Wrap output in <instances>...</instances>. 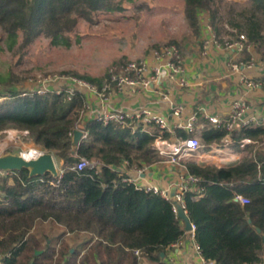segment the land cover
Masks as SVG:
<instances>
[{"label": "trees", "instance_id": "trees-1", "mask_svg": "<svg viewBox=\"0 0 264 264\" xmlns=\"http://www.w3.org/2000/svg\"><path fill=\"white\" fill-rule=\"evenodd\" d=\"M115 10H120L115 0H0V29L11 43L21 38L28 45L45 36L54 44H70L67 34L81 19L93 22L94 13ZM202 11L209 13L218 37L244 33L250 44L264 47V0H185L192 35L171 39L170 45L182 50L200 36ZM80 77L101 88L109 73ZM86 105L87 96L80 91H22L0 78V132L28 130L36 145L65 162L57 177H31L26 168L0 172L3 264H139L136 249L160 262L162 253L185 234L170 201L124 181L116 169L126 161L132 169L158 160L153 143L159 126L95 118L85 125L74 154L73 132ZM176 134L197 135L205 150L213 143L225 147L223 140L230 136L226 146L242 152L232 164H189L201 180L186 192V208L204 258L216 264H264V123L232 131L210 124L197 132L177 129ZM162 136L171 138L167 131ZM243 139L250 142L241 149ZM82 159L100 167L80 168ZM237 194L250 202L241 204Z\"/></svg>", "mask_w": 264, "mask_h": 264}, {"label": "crops", "instance_id": "crops-1", "mask_svg": "<svg viewBox=\"0 0 264 264\" xmlns=\"http://www.w3.org/2000/svg\"><path fill=\"white\" fill-rule=\"evenodd\" d=\"M235 1L243 3L248 0ZM209 24V13L202 11L200 14V36L188 42L181 50L184 74L187 79L186 85L181 86L176 80L164 77L160 82H154L148 88L127 87L122 90L116 88L105 98L85 90L88 108L84 111L81 124H87L104 110H123L133 114L139 109L149 108L169 118L171 138L167 140L174 142L177 139H182L177 136L176 130H184L182 126L191 116H196L195 131H200L211 124L209 117H227L233 103L237 100H244L247 103V119L264 118V47L252 44L250 49L242 53H233L224 46L219 47L213 44L205 54L202 40L209 33L206 30ZM228 30L234 32L232 29ZM237 35L238 33L235 36L237 37ZM219 38L221 41L227 40L226 37L225 39L221 36ZM150 52L142 58L149 56ZM235 63L239 65L237 70L232 68ZM249 64H253V66L248 67ZM244 79L259 82L261 86L249 88L244 83ZM179 105L183 106V111L180 116H175L173 110ZM210 148V150H205L204 147L198 155L188 158L186 160L188 168L189 164L200 166L232 164L238 162L242 156V152L233 151L228 146L221 147V153L217 155L214 154L213 144ZM218 156L221 157L218 158ZM216 158L222 162H217ZM117 168L127 171L131 177L137 176V170L143 168L140 179L142 183L169 187L172 191L177 190L181 176L187 172L183 167L171 164L161 157L152 163H144L142 167L128 169L123 164ZM189 170L195 173L191 166ZM197 196L196 198L200 197ZM181 224L185 228L183 221ZM195 243V230H186L185 228V234L180 243L170 246L160 262H152L142 256L138 259L139 264H165L169 259L186 264H216L214 261H203L195 248Z\"/></svg>", "mask_w": 264, "mask_h": 264}, {"label": "rangeland", "instance_id": "rangeland-1", "mask_svg": "<svg viewBox=\"0 0 264 264\" xmlns=\"http://www.w3.org/2000/svg\"><path fill=\"white\" fill-rule=\"evenodd\" d=\"M115 2L120 10L98 11L93 22L81 19L67 34L70 44H54L45 36L28 45L21 38L11 43L0 29V78L22 91L63 89L73 79L83 80L81 75L104 78L119 63L141 59L150 50L168 45L171 39L192 35L184 15L185 0ZM235 35L223 33L222 37L233 40ZM36 148L43 149L19 129L0 133L1 156L28 154ZM51 153L62 172L65 162ZM218 158L215 160L222 162Z\"/></svg>", "mask_w": 264, "mask_h": 264}, {"label": "built area", "instance_id": "built-area-1", "mask_svg": "<svg viewBox=\"0 0 264 264\" xmlns=\"http://www.w3.org/2000/svg\"><path fill=\"white\" fill-rule=\"evenodd\" d=\"M209 32L202 40L203 51L206 54L209 48L214 44L219 47L224 46L233 53H242L251 48L252 44L249 43V39L246 34L238 33L237 37L233 40L221 41V39L215 33L213 27L209 24L206 28ZM253 64H249L248 67H252ZM233 70L239 69L238 64L232 65ZM168 78L170 80H176L177 83L181 86L187 84V79L184 74V64L183 57L181 54L180 48L176 44H168L160 48L153 49L149 56L141 58L138 60H128L126 62L119 63L112 67L109 71V78L105 79L101 88L92 84L86 80L82 79H73V81L66 88L56 89L62 91L67 89L70 93L75 91H80L84 93L85 90L90 92L97 93L103 98L107 97V94L113 92L116 88L125 89L127 87L136 88V87H150L154 82H160L162 78ZM244 83L249 88L260 87L259 82L252 80L244 79ZM49 89V88H48ZM43 92L44 90H38ZM85 94V93H84ZM86 105V109H87ZM85 109V110H86ZM248 105L244 100H237L233 103L232 109L227 117L220 116H211L209 121L215 126L225 127L227 130L232 131L241 126H246L251 123H264V118H246ZM183 111V106L179 105L173 110V115L180 116ZM97 119L102 120L105 123L117 122L125 123L127 120H137L143 124H155L159 126L160 133L157 134L154 138L153 147L159 151L161 158L166 159L171 164L183 167L187 172L182 175L180 182L177 185V190L172 191L169 187H161L155 184H144L140 181L141 175L143 174V168L137 170V176L131 177L127 174V171L122 170L121 168H116L122 176L124 181L133 182L138 188L144 189L145 191H150L156 193L163 197L164 199L172 203V209L174 214L179 218V208L177 204H181L185 212L188 214L186 208L185 194L187 191L191 190L193 186L197 185L201 180V177L192 173L187 164L186 160L192 156L198 155L200 151L205 147L202 141L197 136H190L187 138L177 139L174 142H169L167 139L163 138L162 134L165 131L171 132V123L167 116L159 114L149 108L139 109L133 114L125 112L123 110H104L99 114ZM195 122L196 116H191L188 121L182 126L187 132L195 131ZM86 124L79 123L77 128L85 129ZM4 131V130H3ZM2 132V131H1ZM0 132V133H1ZM25 136L30 135L28 130H21ZM223 142L227 145L231 142L230 136L224 138ZM250 140L243 139L240 142V147L249 143ZM225 145V147H227ZM221 146L217 143H213L214 154L221 153ZM40 153L36 154V157H39L45 151L39 149ZM22 154V153H21ZM1 156V154H0ZM127 166V161L124 163ZM123 165V164H122ZM121 165V166H122ZM78 167L82 168L84 166H97L100 167L98 162H90L86 159H82L78 164ZM120 167V166H119ZM6 172V171H4ZM198 197V196H195ZM236 200L241 202V204H247L250 202L249 198L237 194ZM180 219V218H179ZM181 220V219H180ZM183 221V220H181ZM184 222V221H183ZM193 229L195 230V224L191 220ZM185 224V223H184ZM180 240L173 245H178ZM172 245V246H173ZM195 248L199 253L203 261H208L204 258L201 252L199 244L195 243ZM86 250L82 251L81 257L85 254ZM135 256L141 258V251L139 249L134 250ZM0 264L2 260L0 259ZM165 264H186L184 262H178L173 259H169Z\"/></svg>", "mask_w": 264, "mask_h": 264}, {"label": "water", "instance_id": "water-1", "mask_svg": "<svg viewBox=\"0 0 264 264\" xmlns=\"http://www.w3.org/2000/svg\"><path fill=\"white\" fill-rule=\"evenodd\" d=\"M85 132L83 129L76 128L73 132V153H76L78 145L81 139L84 137ZM29 169L30 176H43L47 173H51L54 176H59L56 159L53 153L45 152L39 157L27 160L22 154H6L0 156V172ZM179 208V218L184 221L186 230H192V222L190 216L185 212L181 204H177ZM258 231H261L258 229ZM42 251H38L41 253ZM165 254L162 253V256Z\"/></svg>", "mask_w": 264, "mask_h": 264}, {"label": "bare ground", "instance_id": "bare-ground-1", "mask_svg": "<svg viewBox=\"0 0 264 264\" xmlns=\"http://www.w3.org/2000/svg\"><path fill=\"white\" fill-rule=\"evenodd\" d=\"M38 153H40V150L39 149H31L30 151H29V153L27 154V153H22V156L24 157V158H26L27 160H31V159H33L35 156H36V154H38Z\"/></svg>", "mask_w": 264, "mask_h": 264}]
</instances>
